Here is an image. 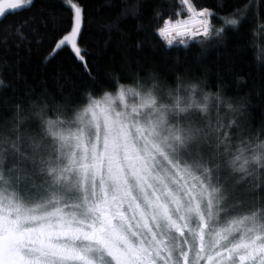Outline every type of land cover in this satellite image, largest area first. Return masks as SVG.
Here are the masks:
<instances>
[{
    "label": "snow or ice",
    "instance_id": "snow-or-ice-1",
    "mask_svg": "<svg viewBox=\"0 0 264 264\" xmlns=\"http://www.w3.org/2000/svg\"><path fill=\"white\" fill-rule=\"evenodd\" d=\"M240 51L264 97V0H123L103 19L0 0V264H264V113Z\"/></svg>",
    "mask_w": 264,
    "mask_h": 264
},
{
    "label": "trees",
    "instance_id": "trees-1",
    "mask_svg": "<svg viewBox=\"0 0 264 264\" xmlns=\"http://www.w3.org/2000/svg\"><path fill=\"white\" fill-rule=\"evenodd\" d=\"M42 2L43 0H36V3L38 5ZM54 2H58V0H54ZM83 3L86 6L88 15L96 16L98 19H103L105 16L108 15L115 16L119 12L123 0H83ZM123 27L125 28V30L130 31L132 29V22L125 21ZM105 36L106 33L102 32L98 27L95 26L89 28L85 33L86 39L90 41H99L101 44L103 43ZM119 39L120 38L115 35L112 37L113 45L110 46L108 49V53H107L108 59L106 61H102L104 66L110 68L112 67L113 62H116L115 67L117 71L119 70V60L122 51V49L116 47V44L119 43ZM199 51H200L199 48H195L193 49L192 52L187 53V55L190 58H194L199 53ZM170 55L172 57H175L177 53L173 51ZM179 55L183 60L185 54L180 53ZM132 56L139 57L142 60H147L149 61V63H151L154 66H159L158 71L160 72L167 71V67L163 64V62L158 57H154L151 52L145 51L143 53H136L133 50ZM215 57H216V51L210 49L207 52L208 61L215 59ZM253 59L254 56L251 51L247 53L240 51L236 55L238 71L240 72L241 75H244L245 81L247 82V86L241 88V95L246 96L247 99L250 101L252 105L253 113L258 120L261 113H264V97L258 95L262 73L261 70L252 63ZM199 63H204V62L200 61ZM38 65H39V58L33 56L31 61L32 69L34 71H39ZM196 66H197L196 64L192 65L193 68H195ZM206 66L209 68L212 67L210 63H208ZM133 71H135L134 68ZM214 71L215 70L212 69V71L209 74L210 82L214 80ZM52 74H53L52 70H49L48 72L49 77ZM127 83H130V81H128ZM250 89H252V91H250Z\"/></svg>",
    "mask_w": 264,
    "mask_h": 264
}]
</instances>
